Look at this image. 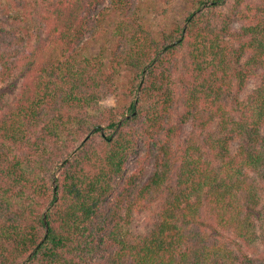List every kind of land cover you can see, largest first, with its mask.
Instances as JSON below:
<instances>
[{"label": "trees", "instance_id": "obj_1", "mask_svg": "<svg viewBox=\"0 0 264 264\" xmlns=\"http://www.w3.org/2000/svg\"><path fill=\"white\" fill-rule=\"evenodd\" d=\"M214 1L155 35L141 0H32L42 57L0 0V264H264V0Z\"/></svg>", "mask_w": 264, "mask_h": 264}, {"label": "rangeland", "instance_id": "obj_2", "mask_svg": "<svg viewBox=\"0 0 264 264\" xmlns=\"http://www.w3.org/2000/svg\"><path fill=\"white\" fill-rule=\"evenodd\" d=\"M14 5H17V9L10 6L12 11V16L7 23L12 36L16 37L15 42H20L28 51L33 50V52L39 53V56L49 57L52 55H57L58 51L52 50L50 47L46 48L42 46V40L44 36V25L39 17V12L36 9V5L33 4L32 0H13ZM201 6L203 2H205ZM228 0H223V3ZM7 3V0H3ZM141 14L145 18V23L147 27L157 35L167 29H171L177 23H184V28L186 30L188 23L185 21L190 15L191 18L200 15L207 8L214 6V0H141ZM93 18L91 17V25L93 24ZM98 19V17H95ZM100 24L92 26L90 28L91 33L85 39L82 51L85 55H97L101 51H109L113 45V35L116 26L117 18H102L100 17ZM173 46V45H172ZM162 52H165L162 51ZM108 55V54H107ZM106 55V56H107ZM160 55V54H159ZM163 55V54H162ZM149 67V66H148ZM258 81L252 79L249 83L248 89L245 93L254 89ZM3 91L8 92V95H12L13 91L16 89L14 83H9L7 85H0ZM102 107L110 109L118 107V99L115 95H110L106 97L101 103ZM129 116V115H127ZM125 116L122 122L127 118ZM191 131V125H187L184 129V136L189 134ZM90 137V136H89ZM80 147V146H79ZM236 145H234V148ZM77 151V150H76ZM73 153L70 158L74 155ZM138 156L134 155L127 166V173L131 175L136 169V162ZM61 166L59 171L61 170ZM58 171V172H59ZM51 209V206H48ZM47 208V209H48ZM136 223L140 230H147L153 223L152 215H137ZM262 236L264 237V230H261ZM258 248L264 251V240L258 241Z\"/></svg>", "mask_w": 264, "mask_h": 264}, {"label": "water", "instance_id": "obj_3", "mask_svg": "<svg viewBox=\"0 0 264 264\" xmlns=\"http://www.w3.org/2000/svg\"><path fill=\"white\" fill-rule=\"evenodd\" d=\"M164 52H161L160 55L158 57H160ZM130 116H127V118H129ZM89 139V136L85 139V142ZM54 186H56V180L54 181ZM50 210V208H48L46 210V215H47V212ZM45 220H46V216H45ZM46 224H47V228H49L48 226V223H47V220H46Z\"/></svg>", "mask_w": 264, "mask_h": 264}]
</instances>
